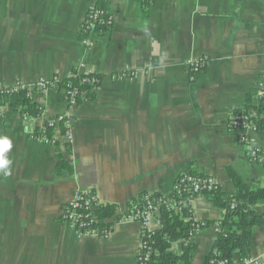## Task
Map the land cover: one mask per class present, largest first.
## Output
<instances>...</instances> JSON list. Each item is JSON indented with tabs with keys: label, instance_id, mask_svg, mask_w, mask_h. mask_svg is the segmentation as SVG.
<instances>
[{
	"label": "crops",
	"instance_id": "crops-1",
	"mask_svg": "<svg viewBox=\"0 0 264 264\" xmlns=\"http://www.w3.org/2000/svg\"><path fill=\"white\" fill-rule=\"evenodd\" d=\"M100 2L114 25L85 45L83 21ZM198 57L207 66L191 80L186 63ZM74 68L101 75L94 100L71 109L58 89L37 93L38 119L3 107L0 137L12 146L3 153L10 164L0 168V264H138L144 228L160 221L123 220L129 203L144 192L171 193L189 167L229 195L230 166L251 187L264 186V167L229 128L247 99L259 98L264 0H0V84L64 78ZM59 115L74 118L72 141L59 129L57 144L32 138ZM251 141L264 149L258 133ZM59 154L71 170L57 171ZM85 187L118 208L107 238L79 236L61 218ZM192 209L206 223L194 237L192 264H204L224 211L204 195ZM253 209L264 212V204ZM173 248L180 253L183 242ZM250 257L264 258V226L253 228Z\"/></svg>",
	"mask_w": 264,
	"mask_h": 264
},
{
	"label": "trees",
	"instance_id": "trees-1",
	"mask_svg": "<svg viewBox=\"0 0 264 264\" xmlns=\"http://www.w3.org/2000/svg\"><path fill=\"white\" fill-rule=\"evenodd\" d=\"M152 1L145 0L146 4ZM97 7L106 9L104 3H98ZM99 32H105L107 29L97 24ZM124 74V73H121ZM120 74V75H121ZM129 74V73H127ZM58 77V76H56ZM93 78H99V82L95 86L91 82ZM60 91L63 88L71 91L75 97L74 107H78L85 101L94 100L96 90L101 85V75L92 72H81L74 68L68 77L60 78L58 81ZM59 90V89H58ZM35 95L29 93L28 90H20L9 94L0 95V123L4 122L5 114L3 107L9 104L14 110H17L22 116L38 119L43 113V106L35 101ZM69 99L70 94L66 95ZM256 109L259 114L255 118L258 128V134L264 139V96L261 97L258 104L252 102L251 97L246 101L245 108L238 109L235 114L240 115L247 110ZM61 132L65 131L63 125L60 126ZM36 135H45L48 138L55 136L53 127L35 128ZM247 148V155L250 156L251 150L249 145L244 143ZM250 159V158H249ZM57 171L71 170V165L58 155ZM193 175L206 176L197 173L191 167L184 170L182 173ZM228 174L235 185V192L231 195L222 191L221 187L218 190L206 191L201 190L198 193H193L183 186V190L178 188L169 194L164 193H148L140 194L139 198L133 199L129 203V209L126 213H137L144 211L148 202L156 203L158 199L176 203L175 208L161 205L158 219L160 226L154 231L144 229L142 232L143 241H148L150 245L149 258L145 264H192L196 251L194 241L195 229L199 224H204L197 221L193 209L192 200L199 195L206 196L216 206L221 208L224 213L218 221L219 231L214 240L212 251L206 256L204 264H213L212 260L228 259L233 263L235 254H239L241 259L250 256L252 251V232L257 226H264V212H257L253 209L256 205L264 204V186L257 188L251 187L246 183L240 173L234 168H228ZM118 208L115 205L107 204L99 207L96 210L98 218V227L100 231L113 229L112 218L115 216ZM204 224L203 228L205 227ZM202 228V229H203ZM183 242V248L180 253L173 248L174 244Z\"/></svg>",
	"mask_w": 264,
	"mask_h": 264
},
{
	"label": "built area",
	"instance_id": "built-area-1",
	"mask_svg": "<svg viewBox=\"0 0 264 264\" xmlns=\"http://www.w3.org/2000/svg\"><path fill=\"white\" fill-rule=\"evenodd\" d=\"M145 1V0H144ZM153 1V0H150ZM100 23L101 26H104L107 30L114 25V17L107 10L97 6L92 7L82 24V41L85 45L90 44L89 37L90 35L99 32L97 30V24ZM206 58L198 57L189 59L186 63L188 74L191 80H194L200 73L205 70L206 67ZM87 72V71H85ZM124 76L125 74H121ZM60 77H53L52 79L41 78L37 82L32 84L25 83H15L12 85H2L0 84V95L9 94L12 92H17L20 90H28L29 93L35 95L37 93H45L50 89H61L58 81ZM92 83L97 85L99 78H93ZM259 98L256 104H258L261 97L264 96V75L261 78L258 84ZM64 92L66 100L70 104V108L74 109L76 103L74 94L63 88L61 90ZM70 94L71 98L69 99L66 95ZM256 109H250L248 112L241 115H236L229 120V128L231 131L235 132L238 135V139L241 143H247L249 148L252 149L250 153V160L253 163H257L264 167V149L258 146L251 145V134L257 133L258 128L257 124L254 122L255 118L258 117ZM261 114V116H263ZM24 119H29L28 116H24ZM74 118L70 115H59L47 124V127H53L57 130L61 125L65 128V132L62 135L65 141H72L73 139V127ZM60 133V132H59ZM32 138L36 141L43 142L45 144L53 145L57 144L58 137L55 133L53 138H48L45 135H36L35 131L31 134ZM61 136V134H60ZM183 186H186L187 190L198 193L201 190L213 191L220 189L218 181L211 176H199L189 173H181L175 183V188H178L179 191L183 190ZM167 207L175 208L176 203H171L170 201H165L162 198L158 199L156 203L148 202L144 211H139L137 213H124L123 220L125 221H139L143 225L147 226L150 223L152 217L160 214V206L165 205ZM103 206L102 201L97 194V192L91 187L79 188L74 194L73 198L65 205L64 211L62 214V220L65 222L72 223L76 227V231L79 236H88V237H98V238H107L112 231L103 230L100 231L98 227V218L96 217V210ZM219 224V222H218ZM217 224V233L219 231ZM204 224H199L195 229V235L201 232ZM147 229V228H144ZM148 230V229H147ZM151 231V230H149ZM150 245L148 241L141 240L140 244V253L138 256V264H145V261L149 258ZM213 264H264L263 259H256L250 256L241 259L239 262L235 263L230 262L228 259L223 260H212Z\"/></svg>",
	"mask_w": 264,
	"mask_h": 264
},
{
	"label": "clouds",
	"instance_id": "clouds-1",
	"mask_svg": "<svg viewBox=\"0 0 264 264\" xmlns=\"http://www.w3.org/2000/svg\"><path fill=\"white\" fill-rule=\"evenodd\" d=\"M11 146V141L6 136L0 137V168H7L10 164V161L4 157L3 153L10 149Z\"/></svg>",
	"mask_w": 264,
	"mask_h": 264
},
{
	"label": "bare ground",
	"instance_id": "bare-ground-1",
	"mask_svg": "<svg viewBox=\"0 0 264 264\" xmlns=\"http://www.w3.org/2000/svg\"><path fill=\"white\" fill-rule=\"evenodd\" d=\"M206 66H207V63H206ZM124 74L127 75V73H124ZM125 75H124V76H125ZM121 76H122V75H121ZM248 111H249V110H247L246 112H248ZM246 112H245V113H246ZM242 114H243V113H242ZM240 115H241V114H240ZM235 116H236V115H235ZM232 118H233V117H232ZM232 118H231V119H232ZM254 122H255V121H254ZM255 123H256V122H255ZM58 129L60 130V127H59ZM58 129H57V130H58ZM64 132H65V131H64ZM64 132H61V131H60L61 136L64 134ZM55 133H56V130H55ZM257 133H258V132H257ZM62 137H63V136H62ZM249 149H250V148H249ZM250 150L252 151V149H250ZM157 216H158V215H157Z\"/></svg>",
	"mask_w": 264,
	"mask_h": 264
},
{
	"label": "rangeland",
	"instance_id": "rangeland-1",
	"mask_svg": "<svg viewBox=\"0 0 264 264\" xmlns=\"http://www.w3.org/2000/svg\"><path fill=\"white\" fill-rule=\"evenodd\" d=\"M203 72H204V71H203ZM203 72H202V73H203ZM197 77H198V76H197ZM195 79H196V78H195Z\"/></svg>",
	"mask_w": 264,
	"mask_h": 264
}]
</instances>
